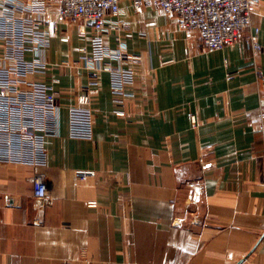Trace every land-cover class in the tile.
Listing matches in <instances>:
<instances>
[{"label": "crops", "instance_id": "1", "mask_svg": "<svg viewBox=\"0 0 264 264\" xmlns=\"http://www.w3.org/2000/svg\"><path fill=\"white\" fill-rule=\"evenodd\" d=\"M121 6L128 53L141 56L134 97L117 106L102 72L92 138L72 134L70 111L94 80L84 66L92 45L57 4L48 8L61 108L45 120L46 164H32L29 150L0 169V264H264V51L207 52L174 15ZM253 23L264 45V0ZM28 80L48 81L43 72ZM39 172L49 185L42 210Z\"/></svg>", "mask_w": 264, "mask_h": 264}, {"label": "built area", "instance_id": "2", "mask_svg": "<svg viewBox=\"0 0 264 264\" xmlns=\"http://www.w3.org/2000/svg\"><path fill=\"white\" fill-rule=\"evenodd\" d=\"M122 1L0 0V169L6 162L26 161L29 150L33 155L32 164H46L45 120L58 115L62 94L55 86L59 79L49 71L52 66L46 55L51 33L44 25L51 4L58 5L59 19L76 27L93 48L84 66L94 74V80L79 87L77 104L70 108L72 134L92 138L102 72L112 75L117 106H124L129 97H134L128 87L136 81L138 72L133 64L139 62L141 56L128 53L125 35L131 23L120 18L125 12ZM128 1L137 12L152 8L174 15L181 29L199 35L204 51L222 50L241 43L250 47L254 57L264 51L260 28L253 23V13L260 0ZM113 35L114 47L110 44ZM27 51H33L35 58L26 59ZM124 63L131 65L125 67ZM39 72L45 73L48 81L28 80L29 75ZM116 112L125 114L122 109ZM192 123L194 128L199 124L195 115ZM261 128L264 132V123ZM203 166L212 167L213 162H205ZM85 174L81 171L77 175ZM33 185L35 207L42 210L48 198L46 174L36 173ZM90 204L96 206L95 202Z\"/></svg>", "mask_w": 264, "mask_h": 264}]
</instances>
